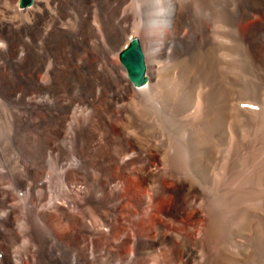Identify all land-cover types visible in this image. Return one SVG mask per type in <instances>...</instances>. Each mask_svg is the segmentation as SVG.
I'll return each mask as SVG.
<instances>
[{
    "label": "bare ground",
    "instance_id": "6f19581e",
    "mask_svg": "<svg viewBox=\"0 0 264 264\" xmlns=\"http://www.w3.org/2000/svg\"><path fill=\"white\" fill-rule=\"evenodd\" d=\"M36 1L33 0L31 4L23 8H20L19 5L18 7L26 8L25 10L29 14H33L35 11L30 6L34 5ZM92 1L82 0L83 10ZM182 1L152 0L150 16L144 26L133 33L134 36H139L137 37L142 51L144 50V56L147 57L146 75L148 81L142 86H134L130 80L133 87L129 85L127 75L116 59L119 51L126 44L116 48L113 46V49L106 47L107 49L102 50L99 47L96 49L95 46V48H90V46L89 49L82 50V55L89 60L88 64L96 65L103 62L110 67L115 78L118 79L117 83L115 80L113 82L117 84L112 92L113 95H108L109 101L114 102L117 108L113 109L108 104L107 97H104L101 102L98 101L99 104L95 109L91 123L88 127L85 126L81 133L83 140L80 142V151L87 156V160L79 164H77L78 162L68 165L65 163L66 166L60 169L59 174L57 173L54 188H51V177L49 172L45 171V167L33 162H23L21 166L19 164L18 173L12 180L0 177V223L2 226L5 225V229L3 228L0 233V264H208L206 258L197 255L201 249L199 247H203L205 244L203 240L200 242L192 240L184 233H179L177 229L165 226V222L185 224L187 216L181 219L183 211L191 204L196 203L199 198L198 184L190 183L191 179L183 173L186 172L192 176V173L196 172L200 173L203 178L209 166L223 161L226 148V120L232 117L237 121L239 117V105L230 103V99H228L224 65L227 47L222 32L223 24L227 21L231 23L233 26L231 30H233L232 33L236 39L240 32L239 25L241 23L239 24V21H244L255 15L256 11L264 10V0H251L234 14L227 13V10L223 8L222 0H212L217 3L216 9L211 8L214 12L213 20L210 17L209 20H203L199 25L197 24L194 32L199 35L194 41L195 45L193 47L188 45V51L183 59L175 64L170 62L171 66L169 68L165 66L168 69L166 71L164 68L163 71L164 66H160L159 59H152V54L156 52V55L159 53L161 58L165 57L163 55H167L171 48V42L175 41L177 35L182 31L181 27L188 21L186 6ZM48 3L51 4L53 10H48L46 6L41 10L42 13L36 11L39 14L35 13L33 27H26V25L20 27L19 25L20 28H16L18 24L16 27H12L8 24L9 22L0 20L2 21L0 22L1 29L11 31L12 39L17 38L19 31L32 28L41 32L51 43L78 45L75 37L78 27L75 25V27H71L65 20L69 21L68 18H72L76 21L80 5L72 0H48ZM27 7L31 9H27ZM263 17L261 16L262 20H264ZM44 19L48 23L45 26H43L46 24L45 22L43 24ZM261 19L258 20L261 21ZM79 24L80 27L83 26L82 19ZM262 24H264L263 21L245 33V43L249 46L248 51H250L251 59L256 66L263 65L262 61L264 60L262 55L263 38L260 35ZM107 25V30H104L109 40L111 42L118 40L121 31L118 27ZM189 29L188 33H193V29ZM186 34L183 36L185 37ZM187 42L190 41L187 40ZM184 43L183 41L182 44L185 47ZM233 44L235 49L238 48L237 40ZM13 47V44L10 45L8 50H13ZM4 49V44L0 43V53ZM14 52H16L15 49ZM245 53L247 54L246 51ZM248 55L250 56V54ZM247 62L249 61L247 60ZM28 64L29 62H26L17 68L0 65V97L2 96L1 99L3 98L5 103L8 102L11 106L13 105L11 98L16 87L21 85L23 88H27L28 82L36 76L38 69L36 70L34 66ZM80 68L82 71L88 69L85 66H80ZM99 68H101L100 65ZM90 69L94 80L104 76L103 72L96 73ZM106 72L105 75H108V71ZM58 84L60 87L65 85H61L62 80L59 81V76L55 79L53 88L55 89ZM129 87L135 94L141 92V96L135 101L139 112V125L146 130H151L153 137L159 140L162 146L170 143V151L163 160L171 169L166 171L162 186L167 190L170 189L171 192H165L162 195V201L157 202L150 213L144 210L146 197L140 194V187L145 184L156 190L159 185L147 176L141 177L139 182L125 177V173L131 170L129 162L116 161L119 155L129 152L134 147L133 139L132 141L128 138L122 139L120 134L111 130L113 125H117L118 129L123 127L125 104L122 99L126 98ZM60 97V103H66L65 95ZM29 100L31 101V99ZM11 106H9L10 109H12ZM12 112L15 113L17 130L24 129L29 132L33 118L28 120L29 118L20 117L21 119L18 120L17 111L13 110ZM43 112L45 119L40 117L39 113L36 114L34 117L36 124L39 127L42 124L46 125V134L55 139L63 130L64 115L49 109ZM97 140H100L99 145L96 144ZM157 160L162 162V157H158ZM53 171L55 170L53 169ZM191 176L189 175V177ZM123 178L128 182L125 189L121 186ZM262 178L264 180V176ZM263 180L260 182L261 184L264 183ZM188 183L190 184L188 185ZM131 190L134 196L129 197L128 194ZM18 193L25 197V202L20 200ZM221 196L219 195L212 202L222 205ZM262 199L261 211L253 213V211L247 210L243 215L241 214L243 218L241 217V221H237V225L244 231L252 227L253 220L251 221L250 218H258L261 223L255 224L257 226L255 227L258 228L261 224L258 231H260V238L264 242V191ZM147 213H149V217L146 220H141L140 228L130 226L128 233L125 231L118 235L114 233L124 218L134 214L137 219L139 214L145 217ZM156 216H159L160 220H157ZM215 216L217 215L210 217H212L211 221L216 228L219 223V215L218 219ZM19 218L25 219L28 223L29 232L27 234L29 236L27 238L30 246L23 255L18 254L19 257L11 258L5 249L8 248L10 239L14 238L10 225H13ZM246 232L242 234L246 235ZM63 244H65L64 250L69 251L71 256L68 257L70 258L64 257L60 253L59 249L61 250ZM260 244L262 245V243ZM126 245L129 247L128 250H124ZM198 257L201 258V262H198ZM215 261V264L223 263L219 259ZM257 263L259 264L258 260ZM230 264H238V262L234 259Z\"/></svg>",
    "mask_w": 264,
    "mask_h": 264
},
{
    "label": "rangeland",
    "instance_id": "374dc122",
    "mask_svg": "<svg viewBox=\"0 0 264 264\" xmlns=\"http://www.w3.org/2000/svg\"><path fill=\"white\" fill-rule=\"evenodd\" d=\"M72 1L80 5L78 19L75 21L72 18H68V20L71 21L65 20V22L69 23L71 27H78L76 30L77 34L75 35L78 45L51 43L41 32L39 33L36 29L32 28L19 31L17 38L12 39V36H10L12 32L3 30L0 27V43L2 45L4 44L5 47L4 51L0 53V65H5L8 68H17L29 62V66H34L36 70L38 69L34 79L28 82L27 88H23L21 85L16 87V94L14 93L15 96L13 95L11 98V102L13 103L12 106L9 105L8 102L5 103L3 98L1 99L2 96L0 97V177H6L5 179L7 180H12V178L17 175L18 169L23 162H33L34 164H40L45 167V171H48L51 177V188H54V184H56L54 181L58 176L57 173L59 174L62 167L69 163L76 164L78 162L77 164H79L87 160V156L80 151V142L83 140V135L81 134L82 129H85V126L88 127L91 123L95 109L104 97H107L108 104L113 109L117 108L114 102L109 101L110 98L108 95H113L112 92H114L118 79L115 78L116 76H114L110 67L105 63L99 62L100 64L97 63L96 65L88 64L89 60L82 55V50L89 49L90 46V48L96 47L97 49L99 47L102 50L107 48L113 49V46L116 48L118 46L122 47L123 44H127L128 40L134 36L133 33L144 26L147 18L150 16L151 7L153 6L152 0H102V2L101 0H93L90 5H86L83 10L81 6L82 0ZM222 2V5L225 6H223V8L227 10V13L234 14L236 11H239L238 9L242 6L251 2V0H222ZM159 3L161 4V2ZM182 3L186 6L188 21L181 27V33L177 35L175 41L171 42V48L167 55H163L165 57L161 58L159 53L156 55L155 51V53L152 54V59H159L160 66H164L162 68L163 71L165 69L167 71L171 63L175 64L183 59L188 51V45H190V47L195 45L194 41L197 40L199 35L194 32L196 27L199 23L203 22V20H209L210 17H212L211 20H213L214 12H212V9L217 8V3L212 0H183ZM46 6L48 10H53L48 0H37L36 3L30 7L36 14H39L42 13L41 10ZM30 7H27V9ZM25 9L26 8L20 9L18 7V0H0V20L4 22L7 21V23L9 22L8 24L12 27H16L18 24L16 28H20L21 25H26V27L32 26L34 25L36 14H29ZM36 11L41 12L37 13ZM255 13V15L246 18V21H239V24L241 23L239 25V31L241 33L239 32L237 36V38L240 37L239 39H235V35L232 33L233 30H231L233 26L229 21L223 24L222 32L223 37H226H224V42L227 47L225 50L226 62L224 65L227 76L226 86L229 95L228 99H230V103L239 105V117L237 121L232 117L226 120V148L224 150L223 161L216 165L209 166L203 178L200 173L193 172L192 176L186 172L183 173L184 175L187 174L186 176L191 179L190 183L193 185L198 184L197 186L200 191L199 198L196 200V203L191 204L183 211L181 219L187 216L185 224L165 222V226L177 229L179 233H184L192 240H197L198 242L203 240L205 244L203 247H199V249H201L198 251L197 255L206 258L208 264H215L216 259H219L221 263L223 262L222 264H230L231 260L234 259L238 264H258L257 260L259 264H264V242L260 238V231H258L261 224L256 228L257 223H261L259 222L260 220L254 216V218H250L251 221L253 220L251 222L252 227L246 229L247 232L246 230L242 231L239 229L237 225V221H241L243 213L247 210L253 211V213L261 211L264 191V187H262L264 183H260L264 176V60L262 61L263 65L256 66L251 59L252 56L250 51H248L249 46L245 43V33L252 27L258 26L262 21L264 23V20L261 19V16H264V10L256 11ZM81 19L83 23L82 27H80L79 24ZM256 19L257 21H255ZM258 19H261V21ZM44 20L43 24L47 22L46 19ZM89 22L90 24H88ZM47 24L48 23L43 26ZM107 24L118 27L121 31L118 40L114 42L109 40L105 33V30H107L106 28H108L106 27L108 26ZM192 26L193 28H191ZM260 27V31H262L260 35L263 38V50L264 24ZM189 28L193 29V33H188ZM184 33L186 34L185 37L183 36L185 35ZM38 38L42 39L39 40ZM186 39L190 42H187ZM236 40L238 42V48L235 49L233 42ZM183 41L185 42V47L182 44ZM12 44L14 45L13 50H8L9 46ZM14 49L16 52H14ZM260 52L262 53L261 50ZM248 54H250V56ZM262 55L264 56V50ZM145 58L147 63V57L145 56ZM116 59L125 71L118 56ZM247 60L251 64L247 62ZM99 65L101 68H99ZM80 66H85L88 69L82 71ZM165 66L168 68H165ZM89 69L96 73L103 72L104 76H100L97 80H94L91 76L93 74ZM39 70L42 71L40 72ZM106 71H108V75H105ZM125 74L127 75L126 71ZM58 76L59 81L62 80L61 85H65L63 88L58 84L56 87L59 88L56 89L55 87L54 89L53 85ZM114 80L116 83H113ZM127 80L129 85L133 87L128 77ZM63 94L66 97V103H60L59 101L60 96L64 97ZM140 94L141 92L136 94L133 93L129 87L126 98L122 99L125 104L123 127L118 129L117 125H113L111 130L120 134L122 139L128 138L131 141L133 139L135 148L133 147L129 152L119 155L116 160L117 162L120 160L129 162L131 170L125 173V177L139 182L141 177L147 176L150 180L156 181L159 185V188L156 190H153L150 185L145 184L140 187V194L146 197V207L144 210L150 213L153 208H155L157 202L162 201V195L165 192H171L170 189L167 190L162 186L166 171L171 169L167 162L163 160L170 151V143H167L168 146H162L159 140L153 137L151 130H146L139 125V112L135 101L141 96ZM29 99H31V101ZM8 105L11 106L12 109H10ZM104 106L106 107L107 104ZM48 109L64 115V119L62 120L63 130L55 139L46 134V125L42 124L41 127L37 126L34 118L36 114L39 113L40 117L45 119L43 111ZM13 110L17 111L18 120L22 117L29 118L28 120L33 118L31 126L29 127V132L24 129L17 130L15 126V113L12 112ZM67 120L69 121L67 122ZM96 142L97 145L100 144V140ZM158 157H162V162L157 160ZM53 169L55 171H53ZM189 175L191 177H189ZM190 183H188V185ZM121 186L124 189L128 186V182L125 181L124 178L122 179ZM18 194L20 200L22 199L21 201L25 202V197L21 193ZM219 195H222V205L217 202H212L213 199L215 200ZM128 196H134L132 190ZM149 213H147L145 217L139 214L137 219L134 214L129 215L120 221L114 233L116 235L121 234L123 231L128 233L130 226L140 228L142 226L141 220L148 219ZM213 215H217L215 216L217 219L219 215V223L216 225V228L211 221L212 217H210ZM156 218L160 220L159 216H156ZM4 226L5 225L2 226L0 223V233L3 231V228L5 229ZM10 228L14 233V238L10 239V244L5 250H7L11 258H15L19 257V255H23L27 248L29 249L28 246H30V242L27 238L29 236V234H27L29 229L27 228L29 227L25 219L19 218L15 220L13 225H10ZM245 232L247 233L246 235H244ZM260 243H262V245ZM64 249L65 244L62 245L61 250L59 249L60 253L64 257L71 256L69 251L67 252ZM128 249L129 247L126 245L124 250ZM200 257H198V262H201Z\"/></svg>",
    "mask_w": 264,
    "mask_h": 264
},
{
    "label": "water",
    "instance_id": "95a60500",
    "mask_svg": "<svg viewBox=\"0 0 264 264\" xmlns=\"http://www.w3.org/2000/svg\"><path fill=\"white\" fill-rule=\"evenodd\" d=\"M33 0H18V5L23 8ZM128 79L134 86H142L147 81L145 56L137 36H132L127 44L118 53Z\"/></svg>",
    "mask_w": 264,
    "mask_h": 264
}]
</instances>
